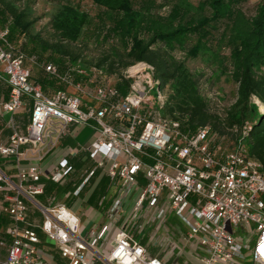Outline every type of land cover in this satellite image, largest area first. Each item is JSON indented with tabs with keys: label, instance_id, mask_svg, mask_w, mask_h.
Listing matches in <instances>:
<instances>
[{
	"label": "built area",
	"instance_id": "1",
	"mask_svg": "<svg viewBox=\"0 0 264 264\" xmlns=\"http://www.w3.org/2000/svg\"><path fill=\"white\" fill-rule=\"evenodd\" d=\"M8 35L9 28L0 25L2 78L10 87L2 107L15 113L29 102L31 119L25 131L11 125L13 133L0 147V155L17 165L15 179L0 168L2 214L10 219L0 231V246L7 248L0 264H169L124 228L110 236L125 212V198L136 191L135 222L144 216L166 224L169 215H177L189 228L184 240L197 237L201 264H264V163L244 144L250 122L239 132L234 128L235 140L209 125L186 131L180 120L163 114L168 94L147 62L128 67L119 77L125 91L112 84L88 90L93 80L80 66L74 74L43 62L47 75L76 90L47 94L26 64L38 63V56L26 55ZM205 97L210 104L211 99L221 101L219 94ZM75 125L92 127L96 138L87 149L92 164L83 170L73 197L99 172L117 186L107 221L87 229L57 196L41 200L46 193L43 177L65 184L76 171L67 156L49 170L41 165ZM165 241L167 249H179L175 240ZM238 257L250 261L238 263Z\"/></svg>",
	"mask_w": 264,
	"mask_h": 264
},
{
	"label": "trees",
	"instance_id": "2",
	"mask_svg": "<svg viewBox=\"0 0 264 264\" xmlns=\"http://www.w3.org/2000/svg\"><path fill=\"white\" fill-rule=\"evenodd\" d=\"M20 1L0 0V25L9 28L8 39L15 45L21 36L31 41V47H18L28 56H38V63L33 65L44 74L47 75L40 62L48 54L55 62L68 58L86 73L102 69L120 78L124 77L128 67L147 62L154 66L155 77L168 89L163 108L165 116L180 120L186 131L209 125L213 132L228 135L233 140L238 137L234 128L239 132L245 123L250 122L252 128L244 144L251 156L264 163V112L253 101L255 96L264 103V3L249 26L237 31V47L230 57V77L237 84L235 101L219 112L201 92L200 81L204 75L194 77L186 62L176 57L177 47L184 48L188 44L187 37L192 27L166 29L158 24L151 34L143 37L136 29L138 26L140 29L144 15L133 9L132 0H93L112 15L123 14L124 29L133 42L130 49L121 50L115 45L100 48V56L94 61L88 57L89 45L82 41L84 30L91 21L86 11L69 3L57 6L49 22V35H46L36 28L38 18L33 16V2L18 3ZM220 1L216 0V3ZM219 8L225 6L219 5ZM193 51L188 49L187 57L194 56ZM119 88L125 91L122 84Z\"/></svg>",
	"mask_w": 264,
	"mask_h": 264
},
{
	"label": "rangeland",
	"instance_id": "3",
	"mask_svg": "<svg viewBox=\"0 0 264 264\" xmlns=\"http://www.w3.org/2000/svg\"><path fill=\"white\" fill-rule=\"evenodd\" d=\"M24 1L33 2V16L38 18L36 28L38 31L43 30L46 35H49V22L53 10L57 6L69 3L86 11L91 21L84 30L82 41L89 45L88 57L94 61H97L100 56V51H102L100 48L115 45L123 50L130 49L132 46V38L124 29L123 14L118 12L112 15L107 8L94 3L93 0H22L18 3ZM132 3L133 9L144 15L140 22V29L139 26L136 29L140 36H148L158 24L164 25L166 29H175L180 26L192 27L187 37L188 44L184 48L182 46L177 47L176 57L186 62L194 77L204 75L200 81L201 92L204 96L214 97V94H219L221 101L210 100L211 104L217 107L216 109L223 112L229 107L235 101L237 90V84L230 77V57L233 49L237 47V31L249 26L252 17L256 15L264 0H222L220 3H216V0H132ZM219 5H224L225 8H219ZM31 44V41L25 36L17 38L16 41V46L22 48L31 47ZM188 49L194 50V56L187 57ZM43 62L60 64V69L63 72L69 71L74 74L78 72L79 65L71 63L68 58L55 62L48 54L45 60L40 63ZM36 73L38 76L42 75V72L36 71ZM87 76L93 80V84L88 86V90H92L97 84L119 86V76L111 74L109 71L94 69L87 73ZM166 91H168L167 88ZM151 94L156 97L157 90H152ZM253 100L258 103L259 110L264 112V103L256 97H253ZM91 164L89 163V165ZM80 177L78 172L72 173L67 184L70 183V180L74 181L77 178L80 181ZM102 178L101 172H99L88 184L89 188L96 187L95 191H97H93L87 201L89 202L91 198L90 204L105 213L107 201L105 200L103 205H100L99 202L103 196H112L115 187L113 186L109 192L104 191L102 195L100 192L104 183ZM64 187L70 189L69 186ZM137 197V192H131L125 198L124 219L118 225L131 233L139 242L148 244L153 253L167 254L169 259L180 264L193 261L189 253L191 251L197 252L195 247L197 237L184 240V236L189 231L186 222L177 215L171 214L167 217L166 224L160 223V220H151V218L144 216L136 223L131 213ZM73 201L71 198L67 203H75L76 199ZM81 210L83 211L84 208ZM142 214L143 212H141ZM101 219L105 220V217H101ZM165 238L175 240L179 249H167ZM246 241H248L247 236ZM235 261L249 263L250 258L238 257ZM51 264H56V262L51 261Z\"/></svg>",
	"mask_w": 264,
	"mask_h": 264
},
{
	"label": "crops",
	"instance_id": "4",
	"mask_svg": "<svg viewBox=\"0 0 264 264\" xmlns=\"http://www.w3.org/2000/svg\"><path fill=\"white\" fill-rule=\"evenodd\" d=\"M27 66H29L32 70V79L43 87L44 91L47 94H53L58 89H66L67 91L71 93H76V90L72 86H67L65 83L54 79L52 77L49 78L46 74H44L42 71L39 70L38 67L34 68L33 63H30V61H27ZM43 69V68H42ZM4 66L0 64V147L7 143L9 140L11 134L13 133V128L11 125H20L22 126V130H26V125L29 124L31 119V104L28 102L25 107H23L21 110L15 112V113H7L2 107V104L9 98L10 93V87L8 83L2 78ZM36 71L42 72V75H37ZM20 129V128H19ZM96 138V131L86 125H75L73 126L70 134L63 138L60 143L54 148L52 151L48 152L45 159L41 161V165L45 167L46 170H49L52 165L58 162V160L61 157L67 156L69 160L74 164L76 171L75 173L80 174V181L82 178L83 170L91 163L89 159V154L87 152V149L94 143ZM0 168L2 171H4L8 176L12 178L17 177V165L15 161H11L9 159H6L0 155ZM103 186L101 187V193L103 195L104 191L109 192L111 189L114 188V194L112 196H103L101 200L104 198V202L107 201L106 204V211L103 213L102 211L96 209V207L93 204H90L87 201L90 194L95 191L96 187L89 188L88 186L85 188V190L80 194L79 197H73V192L76 188V185L79 184L78 178L76 180H70V183L67 184H57L52 182L47 175L43 177V185L46 188V193L41 197L42 201H46L47 197L50 195H55L58 197V200L60 202L67 203L69 199L73 198L75 203L68 204L71 209L77 213V215L80 217L82 224L85 229L95 227V226H101L103 223L107 221L106 218V212L109 206L112 204L113 199L115 198L117 194V186L115 183H113L107 176H104L102 179ZM78 182V183H76ZM64 186H69L70 189H66ZM139 193L138 191H136ZM106 200V201H105ZM73 201V202H74ZM99 202V201H98ZM101 202V201H100ZM99 202V203H100ZM103 202V204H104ZM87 204V205H86ZM88 204H90L88 206ZM2 206H3V195L0 192V231H4L6 227L10 224V219L7 215L2 214ZM84 208L82 211L81 209ZM101 217H105L104 219H101ZM101 219V220H99ZM124 218L120 217L114 225L112 226V231L110 233V236H113L116 234V232L121 229L122 227L118 225V223L123 220ZM167 239V238H165ZM166 242V241H165ZM153 252V251H152ZM160 257L161 259L167 261L169 264H180L177 261H172L167 257V254H161L159 253H153ZM202 251L200 249H197V252L191 251L189 255L191 256V259L193 258V261H186L185 264H201L199 259V256H201ZM7 258V248L0 246V262L5 260Z\"/></svg>",
	"mask_w": 264,
	"mask_h": 264
},
{
	"label": "snow or ice",
	"instance_id": "5",
	"mask_svg": "<svg viewBox=\"0 0 264 264\" xmlns=\"http://www.w3.org/2000/svg\"><path fill=\"white\" fill-rule=\"evenodd\" d=\"M261 251L264 253V245H261Z\"/></svg>",
	"mask_w": 264,
	"mask_h": 264
},
{
	"label": "bare ground",
	"instance_id": "6",
	"mask_svg": "<svg viewBox=\"0 0 264 264\" xmlns=\"http://www.w3.org/2000/svg\"><path fill=\"white\" fill-rule=\"evenodd\" d=\"M263 110H264V108H263Z\"/></svg>",
	"mask_w": 264,
	"mask_h": 264
}]
</instances>
